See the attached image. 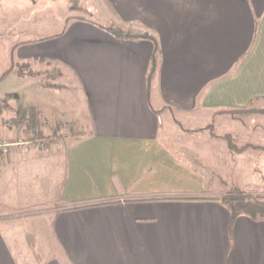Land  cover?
<instances>
[{"label":"crops","instance_id":"1","mask_svg":"<svg viewBox=\"0 0 264 264\" xmlns=\"http://www.w3.org/2000/svg\"><path fill=\"white\" fill-rule=\"evenodd\" d=\"M129 1L134 16L121 20L136 22L135 38L68 3L55 34L0 39V74L13 66L2 110L15 119L34 109L47 130L71 123L81 134L0 158V186L23 164L55 173L44 210L0 217V264H264V219L232 217L219 201L224 157L239 174L252 149L217 139L256 141L259 127L238 113L264 105V0ZM21 66L37 75L20 77ZM46 71L69 75L70 93L47 87ZM4 121L0 140L27 142ZM209 125L216 137L178 127ZM180 133L203 143L176 144Z\"/></svg>","mask_w":264,"mask_h":264},{"label":"rangeland","instance_id":"2","mask_svg":"<svg viewBox=\"0 0 264 264\" xmlns=\"http://www.w3.org/2000/svg\"><path fill=\"white\" fill-rule=\"evenodd\" d=\"M68 1L69 0H1V9L3 10V12H0V19L2 20V22L0 23V39L3 41L5 40L4 42H8L6 37L8 34H12V32L16 33L15 38L11 39L15 42L34 39L36 37H40L41 35H50L51 33V35L55 34L60 29V24L63 23V15H65L64 12H66V6L68 5V3L69 8L70 6L72 7L71 3ZM127 1L128 0H122V2H116L115 0H79L75 7L80 8V10L77 11V13H79L77 15L81 16V18H91L94 23L104 25L105 27H109L111 24L115 25L117 27H120L124 31V34L132 37L136 34V22L134 20L122 22L121 20H130L131 16H134V13L130 11L134 6L135 1ZM39 19L41 20V22H36V20ZM30 25H32V27ZM35 25H42L47 28L39 29L40 27H37ZM1 44L2 45H0V48L2 52L3 48L7 47V45L3 42H1ZM2 66L3 62H1L0 64V73L2 71ZM64 72L65 71H63L62 74ZM2 75L0 74V77ZM5 77H3L2 79H4ZM50 84L62 85L63 90L66 93V89L69 91L68 93H70V90L75 85L71 77L69 75H66L65 73L61 79H58V76L54 77L53 80H50ZM8 89L9 88L7 87V85L4 86L0 84V96L3 97L7 93L6 91H8ZM6 100L9 101V98H6ZM259 106L261 109H264V105ZM261 109H256L257 111H241L238 113L241 121L243 120L242 123L245 124L246 129L250 124L258 126L259 129L262 128L261 130L257 129L252 133L256 139V147L253 145L255 144V142H251V144L249 145L248 142L250 141H247L248 139L242 140V138L244 137L243 134L240 135L241 141L236 139V142L231 135L224 134L222 138L217 137V139L222 140L224 144L226 143L228 145V149L230 151L235 150L236 152L242 154L245 150H248L250 148L252 149L251 158H249L248 155H241L239 165H244V167L240 169L239 174L231 173L233 168H235L236 166H233L231 163L227 165L226 157H224L223 161L225 162L224 165L226 166L224 167L225 169L223 174L227 184H224V195L220 196L219 199L221 197L227 196L234 191L251 196L253 198L264 199V146L260 147V142H258L257 140V138L260 136H263L264 139V116L261 115L264 114V110ZM8 119H11L9 111L2 110V107L0 105V125L3 120ZM65 125L66 124L62 126H54L55 130H51L50 128H48L49 130H47V127L45 126L42 129L43 131L47 132V134L46 132H44L45 136L51 135L53 130L55 132H58V134H65L68 132V130H70L69 132H71L72 128H66ZM178 127H180V130H182V132L186 133L209 131L211 136L216 137L213 131V126L211 125L207 126L204 129L196 130L193 132L183 130L182 126ZM0 131L2 130L0 129ZM2 134L3 132H0V137H4L2 136ZM177 136L181 137L177 138L178 140H176V144H184L186 142H190L193 145H199L203 143L200 140H195L190 135H186L187 137H184L185 135L183 136L180 133V135ZM18 143L20 144V146L26 148H34L36 146V144L22 141ZM236 144L239 145V147ZM48 159L54 160L53 157H48ZM201 159L205 163L208 161V159L204 157ZM44 171V173L40 172L39 169L33 171V169L28 165L23 164L14 170L12 169L11 173L6 172L0 186V217L7 218L14 215H23L32 213L34 211L44 210L46 208V199L47 196L52 192V188L50 186L53 185V176H55V173H53L50 169H46ZM26 241L30 245H32L33 243L32 240L28 237ZM29 259L33 261L36 259L38 261L37 254L33 251Z\"/></svg>","mask_w":264,"mask_h":264},{"label":"trees","instance_id":"3","mask_svg":"<svg viewBox=\"0 0 264 264\" xmlns=\"http://www.w3.org/2000/svg\"><path fill=\"white\" fill-rule=\"evenodd\" d=\"M69 2L72 5L71 10H80L79 7H75L79 0H69ZM107 31L117 37H122L124 35V31L120 27H117L115 25L107 27ZM132 38H135V36H132ZM12 67L13 66L9 67L3 73V75L0 77V80L12 71ZM54 73H56V75ZM18 75L20 77H23L35 76L37 74L29 71L25 66H21L18 70ZM42 75H44L46 86L53 88L54 85L50 84V80H53L54 77L59 76V73L57 71H46L43 72ZM25 113L26 115L24 117H17L15 119L6 120L3 122V125L10 127H21L23 136L26 141L36 144L40 149H50L54 144L60 141H64L66 138H74L77 137V135L81 136L80 133L77 134L74 126L71 124L65 125L66 128H72L71 132H69L70 130H68V132L65 134H58V132L54 131V128L51 135L45 136L42 129L44 126L41 122L39 114L34 109L30 108ZM219 201L228 209L232 217L244 215L252 219H264V199L262 198H253L251 196L234 191L227 196L221 197Z\"/></svg>","mask_w":264,"mask_h":264},{"label":"built area","instance_id":"4","mask_svg":"<svg viewBox=\"0 0 264 264\" xmlns=\"http://www.w3.org/2000/svg\"><path fill=\"white\" fill-rule=\"evenodd\" d=\"M20 145L18 144H11V143H6L0 140V158L6 154H8L14 146Z\"/></svg>","mask_w":264,"mask_h":264}]
</instances>
